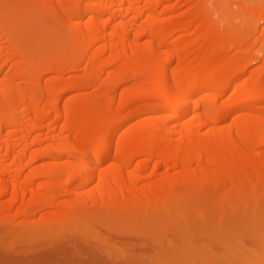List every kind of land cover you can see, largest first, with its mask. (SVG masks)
<instances>
[{"label":"bare ground","instance_id":"bare-ground-1","mask_svg":"<svg viewBox=\"0 0 264 264\" xmlns=\"http://www.w3.org/2000/svg\"><path fill=\"white\" fill-rule=\"evenodd\" d=\"M172 1L41 0L45 44L20 42L0 21L6 220L14 209L29 220L49 207L47 224L49 214L74 223L80 207L97 202L138 215L165 207L181 184L214 178L237 195L264 180V0H234L242 12L225 23L209 0H179L190 6L187 19L165 17L159 8ZM84 85H95L100 100L65 98ZM153 161L169 168L145 175Z\"/></svg>","mask_w":264,"mask_h":264},{"label":"rangeland","instance_id":"rangeland-1","mask_svg":"<svg viewBox=\"0 0 264 264\" xmlns=\"http://www.w3.org/2000/svg\"><path fill=\"white\" fill-rule=\"evenodd\" d=\"M40 1L4 0L0 3V21L6 23L22 43L31 40L33 43H47V35L50 32L45 22L47 11L41 8ZM181 2L173 0L163 4L159 10L165 11L164 16L172 17L173 20H186L190 6ZM209 2L211 12H220L222 15L219 23H225L228 17L242 12L234 0ZM166 5H172V8L165 10ZM2 10L7 13L1 15ZM256 66L258 64L254 63L253 67ZM83 72L80 70L79 73L82 75ZM72 74L70 72L68 76ZM52 76L53 74L48 75ZM134 82L133 79L129 80L122 90ZM97 89L95 85H84L76 90H68L65 98L87 96L100 100ZM133 109L132 106L122 111L118 119L132 113ZM156 167L154 161L151 162L145 175L152 169L156 175H160L169 168L163 165ZM16 171V168L12 169V177ZM172 171L176 172L174 169ZM1 178L5 176L0 175ZM197 182L176 185L179 194L177 197L168 198L165 207L158 210L152 208L138 215L130 210L115 212L114 209L111 210L114 206H109L110 209L107 206L106 209V205L99 206V202L92 205L89 201L86 204H91L93 210L80 207V210H77L79 221L74 223L53 221L49 214V222L54 224H47L46 214L49 212L45 211H50L49 207L36 210L35 216H31L29 220H23L21 216L18 218L15 215L17 209L8 212L7 214H10L6 220L7 215L2 211L4 214L0 212V264H29L30 261L31 264H68L69 260H82L84 263L81 264H88L91 258L93 260L89 264H99L98 260L101 259L108 261H100V264H108L109 261V264H264V180L256 189L247 182V186L244 185L243 191L237 195L231 194L235 193L234 189H231L234 191L230 194L223 193V190L217 188L218 182L214 178ZM234 186L232 188L237 187ZM62 198L66 199V196L60 199ZM6 200L1 198L3 202ZM17 205L19 203L14 205V208ZM240 240L245 245L238 249L236 245ZM204 245L216 250L215 257L202 254L205 252ZM120 250L123 256H116ZM41 257L45 258L43 262Z\"/></svg>","mask_w":264,"mask_h":264}]
</instances>
